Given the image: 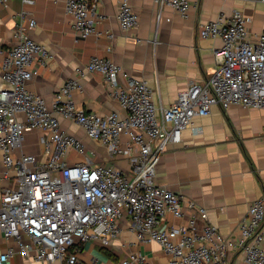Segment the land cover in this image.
I'll return each mask as SVG.
<instances>
[{
    "label": "built area",
    "instance_id": "1",
    "mask_svg": "<svg viewBox=\"0 0 264 264\" xmlns=\"http://www.w3.org/2000/svg\"><path fill=\"white\" fill-rule=\"evenodd\" d=\"M9 1L0 0V5ZM155 2L183 17L192 7L190 0ZM65 5L76 37L100 34L97 26L105 19L100 0H66ZM117 19L123 30L138 26L131 0L121 3ZM248 23L243 13L234 12L201 26V38L222 40L214 50L215 71L205 82L191 83L167 108L155 104L146 81L110 58L93 57L87 72L103 76L124 112L105 116L76 105L73 93L83 91L77 79L69 80L50 105L28 90L33 65L48 50L31 37L34 18L28 26L18 25L15 44L8 50L0 46V161L15 174V187L0 200V236L14 245L0 253V264H13L17 253L28 257L32 251L38 264H82L76 242L109 247L119 239L125 219L137 242L158 244L167 261L153 262L137 251L118 264H229L232 254L240 257L238 264H264V198L250 203L237 236L230 239L209 222L207 209L194 201L184 204L182 196L157 183L166 146L181 143L186 130L196 131V119L209 116L216 106L223 111L235 106L264 110V32L253 34ZM61 119L101 145L108 162H98L97 152L64 129ZM34 130L47 133L45 164L22 153L26 134ZM72 152L79 160L70 163ZM121 159L129 163L128 170L115 164ZM186 216V224L170 221Z\"/></svg>",
    "mask_w": 264,
    "mask_h": 264
},
{
    "label": "crops",
    "instance_id": "2",
    "mask_svg": "<svg viewBox=\"0 0 264 264\" xmlns=\"http://www.w3.org/2000/svg\"><path fill=\"white\" fill-rule=\"evenodd\" d=\"M33 1L25 4L22 0H11L0 5V46L10 49L16 42L14 29L20 24L28 26L29 18H34L37 27L31 31V37L47 48L48 56L38 57L34 63L35 75L28 90L44 97L50 105L69 80L77 79L83 91L73 93L76 105L101 116L124 112L103 76L87 72L86 66L93 57L110 58L134 78L146 81L155 104L167 108L191 83L201 84L215 71L214 50L222 47V40L201 38L199 30L204 23L215 21L220 14L241 12L253 34L264 32V4L255 0H190L192 7L187 17L167 6L160 9L155 0H131L140 20L129 31L123 30L117 19L124 0H100L99 11L105 17L97 26L100 34L83 39L74 34L66 0ZM24 13L26 18L22 19L20 15ZM2 59L0 56V62ZM61 123L97 152L98 162H108L104 160L105 149L89 140L80 127L65 119ZM194 123L196 131L190 128L183 133L181 143L166 146L157 165V183L182 196L184 204L194 201L207 209L209 222L226 238L233 239L250 203L264 198V110L235 106L223 111L216 106L209 116ZM46 136L44 131L28 132L22 153L45 164ZM68 161L75 162L71 155ZM115 164L129 168L125 159ZM14 178L15 174L9 173L0 161V200L6 190L15 187ZM187 219L186 216L170 221L186 224ZM128 223L129 219L122 221L121 235L109 247L97 242L82 244L78 240L82 264H118L137 251L153 262L166 263L167 257L159 245L138 243L129 232ZM13 245L12 240L0 236V253ZM34 255V251L28 257L17 253L12 263L38 264ZM238 263L240 257L232 254L229 264Z\"/></svg>",
    "mask_w": 264,
    "mask_h": 264
},
{
    "label": "rangeland",
    "instance_id": "3",
    "mask_svg": "<svg viewBox=\"0 0 264 264\" xmlns=\"http://www.w3.org/2000/svg\"><path fill=\"white\" fill-rule=\"evenodd\" d=\"M77 128H78V127H77ZM82 133H83V132H82ZM82 133H81V134H82ZM70 155H71V160H72V161H73V160L75 161V160L78 158V156H77L74 152H72Z\"/></svg>",
    "mask_w": 264,
    "mask_h": 264
}]
</instances>
